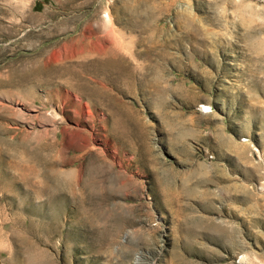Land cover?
I'll return each instance as SVG.
<instances>
[{"label":"rangeland","instance_id":"1","mask_svg":"<svg viewBox=\"0 0 264 264\" xmlns=\"http://www.w3.org/2000/svg\"><path fill=\"white\" fill-rule=\"evenodd\" d=\"M0 264H264V0H0Z\"/></svg>","mask_w":264,"mask_h":264},{"label":"bare ground","instance_id":"2","mask_svg":"<svg viewBox=\"0 0 264 264\" xmlns=\"http://www.w3.org/2000/svg\"><path fill=\"white\" fill-rule=\"evenodd\" d=\"M103 20L105 21V22H107V23H109L110 22V17H109V15H108V13H104L103 14ZM200 109H207L208 108V106L207 105H201L200 107H199Z\"/></svg>","mask_w":264,"mask_h":264}]
</instances>
